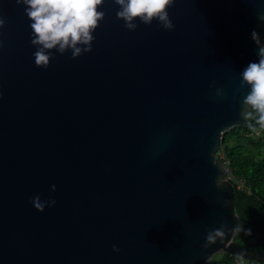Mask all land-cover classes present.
<instances>
[{
  "label": "water",
  "instance_id": "water-1",
  "mask_svg": "<svg viewBox=\"0 0 264 264\" xmlns=\"http://www.w3.org/2000/svg\"><path fill=\"white\" fill-rule=\"evenodd\" d=\"M117 7L90 51L41 67L23 6L0 0V264H264L234 241L216 156L250 122L238 73L264 48V0H174L170 30H129Z\"/></svg>",
  "mask_w": 264,
  "mask_h": 264
},
{
  "label": "clouds",
  "instance_id": "clouds-1",
  "mask_svg": "<svg viewBox=\"0 0 264 264\" xmlns=\"http://www.w3.org/2000/svg\"><path fill=\"white\" fill-rule=\"evenodd\" d=\"M15 2L23 6L29 20L31 43L36 49L32 55L35 64L41 67L49 65L53 50L60 54L70 51L73 58L90 51L94 40L93 33L105 16L102 8L105 0H15ZM112 2L118 6L116 17L123 20L129 30H135L138 23L150 25L154 20L164 29L170 30L174 27L168 12L174 0H112ZM258 20L264 22V15H259ZM4 23V18L0 17V27H3ZM257 56L256 61L249 62L238 73L240 88L247 90L241 103V115L247 116L249 109L251 112L254 110L258 121L264 124V48L259 47ZM216 94L221 95V89L217 88ZM223 161L226 162L225 159ZM225 165L227 169V162ZM50 190L55 191L56 186L51 185ZM30 201L39 211L56 204L55 199L42 200L39 194L31 197ZM113 250L119 251V248L113 245Z\"/></svg>",
  "mask_w": 264,
  "mask_h": 264
},
{
  "label": "trees",
  "instance_id": "trees-1",
  "mask_svg": "<svg viewBox=\"0 0 264 264\" xmlns=\"http://www.w3.org/2000/svg\"><path fill=\"white\" fill-rule=\"evenodd\" d=\"M247 145H264V124L258 121L254 112H251L247 126H235L222 135L216 156L224 155L229 175L233 177V186L236 180H242L245 184L246 188L243 189L235 187L236 213L242 220L256 224L251 225L241 220L234 241L264 253V157L255 159L251 150H247ZM234 260L235 257L224 254L219 260L208 264H232Z\"/></svg>",
  "mask_w": 264,
  "mask_h": 264
},
{
  "label": "rangeland",
  "instance_id": "rangeland-1",
  "mask_svg": "<svg viewBox=\"0 0 264 264\" xmlns=\"http://www.w3.org/2000/svg\"><path fill=\"white\" fill-rule=\"evenodd\" d=\"M257 134V133H256ZM257 136V135H256ZM233 144V142H232ZM247 150H251V155L255 158V159H260L262 157H264V145H259V146H250L247 145ZM221 258V255H216L211 259V262L217 261ZM210 262V263H211Z\"/></svg>",
  "mask_w": 264,
  "mask_h": 264
},
{
  "label": "built area",
  "instance_id": "built-area-1",
  "mask_svg": "<svg viewBox=\"0 0 264 264\" xmlns=\"http://www.w3.org/2000/svg\"><path fill=\"white\" fill-rule=\"evenodd\" d=\"M254 112V110H252ZM255 113V112H254ZM256 114V113H255ZM257 116V114H256ZM221 158L224 160V156L221 155ZM226 163V162H225ZM226 178L231 182V180H233V177L231 175H229V172L227 171V175ZM234 187H236L237 189H243L246 188L245 184L242 180H236L235 181V185ZM232 264H259V263H249L248 261L244 260V259H237L234 260V262Z\"/></svg>",
  "mask_w": 264,
  "mask_h": 264
}]
</instances>
